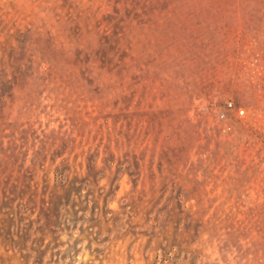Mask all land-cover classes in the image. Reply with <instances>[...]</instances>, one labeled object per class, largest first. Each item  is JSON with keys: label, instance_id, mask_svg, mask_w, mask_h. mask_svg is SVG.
I'll return each instance as SVG.
<instances>
[{"label": "rangeland", "instance_id": "374dc122", "mask_svg": "<svg viewBox=\"0 0 264 264\" xmlns=\"http://www.w3.org/2000/svg\"><path fill=\"white\" fill-rule=\"evenodd\" d=\"M0 264H264V0H0Z\"/></svg>", "mask_w": 264, "mask_h": 264}, {"label": "trees", "instance_id": "16d2710c", "mask_svg": "<svg viewBox=\"0 0 264 264\" xmlns=\"http://www.w3.org/2000/svg\"><path fill=\"white\" fill-rule=\"evenodd\" d=\"M62 176H63V175L60 174V172L57 174V177H60V179H61Z\"/></svg>", "mask_w": 264, "mask_h": 264}]
</instances>
